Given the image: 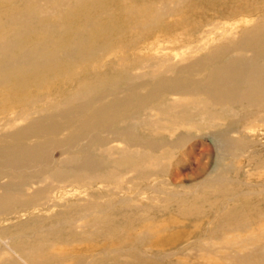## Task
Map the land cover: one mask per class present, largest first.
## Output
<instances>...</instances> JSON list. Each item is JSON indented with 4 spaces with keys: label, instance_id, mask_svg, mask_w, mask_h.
Returning <instances> with one entry per match:
<instances>
[{
    "label": "bare ground",
    "instance_id": "obj_1",
    "mask_svg": "<svg viewBox=\"0 0 264 264\" xmlns=\"http://www.w3.org/2000/svg\"><path fill=\"white\" fill-rule=\"evenodd\" d=\"M12 1L0 0V222H6L0 241L4 239L17 257L9 258L8 264L17 260L38 264L27 259L25 248L40 247L43 237L71 236L68 231L87 219L82 211L93 209L91 200L78 202L92 185H105L112 178L118 184L129 172L138 179L160 175L167 162L187 156L186 144L194 147L199 142L207 151L205 139L227 151L230 133L240 131L242 119L261 111L264 118V0H118L120 6L115 2V7L120 12L102 15L107 17L103 23L90 4L97 1V6L105 7L109 0H86L88 10L81 8L86 20L75 14L78 10L69 9L70 15L58 17L64 25L52 27L44 36L43 30L41 36L36 32L40 0H24L18 6ZM44 2L47 14L52 5L53 16L58 7L64 8L62 0ZM248 17L251 24L239 31L231 27L233 32L212 44L216 37L210 32L226 23L218 21ZM169 23V32L176 37L186 30L182 35L198 43L177 48L176 60L170 54L125 58L129 57L125 49L164 32ZM94 27L100 36L93 34ZM35 32L39 34L31 37ZM42 41L55 49L50 51L45 42L50 50L41 51ZM32 209L42 214L19 219ZM45 213H51L54 226L44 219ZM217 220L233 228L248 219L226 213ZM113 230L106 236L112 237ZM78 234L74 233L78 241L102 238L96 231L85 237ZM101 253L100 261L106 257L105 250ZM259 256L264 261V255Z\"/></svg>",
    "mask_w": 264,
    "mask_h": 264
},
{
    "label": "rangeland",
    "instance_id": "obj_2",
    "mask_svg": "<svg viewBox=\"0 0 264 264\" xmlns=\"http://www.w3.org/2000/svg\"><path fill=\"white\" fill-rule=\"evenodd\" d=\"M21 1L13 0L11 3L18 6L24 0ZM28 1L35 2V0ZM62 1L61 5H64V8L60 5L61 10L59 7L58 9L59 12L63 11L61 14H55L58 10L56 9L53 16L51 15L54 12L51 9L52 5L49 6L50 13L47 14L48 4L44 0H40L42 10L40 11L41 17L38 16V18L41 23L37 21V31L33 30L32 32H39L40 34H37L40 36L43 33L44 36L52 27L64 25L58 19L64 18L67 14L70 15L67 11L69 9L78 10L75 14L78 13L82 20L87 19L83 18L84 15L81 13V10L88 5L86 0H74L76 3L71 0V4L67 3L70 0ZM109 2L104 3L105 7H102L103 4L97 6V1L93 5L90 4L96 14L100 16L102 23L105 22L104 19L109 14L117 13V10L120 12L118 7L117 9L115 7V2H117V6H120L118 0H109ZM11 3L3 2L4 6H10ZM159 4L154 5L156 11L160 9ZM0 6H2L1 3ZM170 6L173 7V5ZM1 9L2 7H0ZM86 9L88 10V8ZM173 13L178 14L179 12ZM47 15L57 18L58 22L55 19L56 23L54 24V18L49 20ZM102 15L107 17L103 18ZM177 18L178 16L172 17L171 20L176 21ZM43 19L46 21L42 22ZM49 21H52L51 25L48 24ZM218 22L226 23L225 26L216 29L215 33L210 32L209 36L216 37V40L212 42L215 45L217 39L219 43L225 34L233 32L231 27L239 31L251 24L252 19L248 17L246 21L239 20L237 22L222 19ZM81 24L82 22H80ZM169 24L170 27L164 32L156 33L147 41L142 42L143 44L139 42L136 47L125 49L129 55L125 58L131 59L138 56L143 59H157L158 57L162 58L163 54H170L171 58L176 60L175 56L180 52L177 48L198 43V39L190 43L188 36L182 35L184 32H188L186 30L176 37L175 33L169 32L172 27L171 23ZM31 26L36 27L35 24H31ZM93 30L94 35L100 36L95 27ZM36 32L31 37L37 36ZM26 37L28 41L31 40L28 35ZM182 41L184 42L182 43ZM45 42L42 41L43 44ZM46 43L50 49H55L51 42ZM47 44H44L45 48L43 46L41 51L49 52ZM199 44L202 47L205 45L201 41ZM162 46L164 48L160 49ZM52 49L50 51H53ZM184 54H187V50L184 51ZM138 71L144 72L143 69H138ZM262 112L252 114L240 121V131L230 133L231 141L227 151L219 149L213 142L205 139L203 143L209 145L207 151L202 149V144L199 142L194 147L186 144L184 150L188 147L187 149L191 152L188 151L187 156L185 154L183 157L181 154L179 159L177 157L175 160L167 162L166 171L160 175L138 179L130 175L129 172L123 174L124 181L118 184V180L112 178V181L106 182L105 185L100 183L92 185L91 189L87 191L88 195L86 194L83 200L78 201L81 204L82 201L83 203H88L86 200L92 201L93 209L82 211V215L87 218V221L85 220L79 227L74 228L73 226L71 228L73 231H68L73 233L72 237L69 236L62 240L43 237L44 243L40 247L25 248L27 259L30 258L29 261L38 264L40 262L48 264L49 258L52 259V264H61L62 262L65 264H91L93 262L113 264L116 261L119 264H250L251 260L253 261L251 264H260V262L264 264L259 256L263 257L264 255V118H262ZM0 182L2 183L3 179ZM81 197L84 196L81 195ZM195 208L200 209V212L193 213ZM55 213L52 214V218H56ZM226 213L235 214L248 220L243 221L239 226L228 228L225 226V221L219 223L217 220ZM29 214H42V211L32 209L20 216L19 219ZM91 214L94 216L91 217ZM107 216L111 217L105 221L94 219ZM43 217L48 220L49 226L55 225V219L52 221L51 213H45ZM106 224H112L115 227ZM5 225L6 222H0V229ZM110 227L112 230L114 229L112 235L122 245L118 241L109 242L113 237L106 236L107 231H111ZM43 231L44 224H40V232ZM91 231L98 232L102 238L91 240L90 236L88 239L80 241L74 238V233H80L78 235L85 237L91 235ZM3 240L0 241V264H8L9 258L11 260V258L17 259V257L8 250ZM102 249L105 250L106 257L100 261L99 257L103 255ZM249 260L250 262H248ZM17 261V264H23L21 260Z\"/></svg>",
    "mask_w": 264,
    "mask_h": 264
}]
</instances>
